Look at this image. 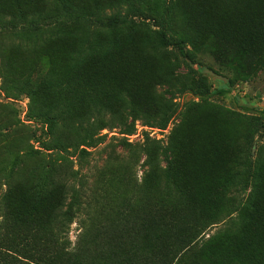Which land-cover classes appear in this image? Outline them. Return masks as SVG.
Wrapping results in <instances>:
<instances>
[{
	"label": "rangeland",
	"instance_id": "1",
	"mask_svg": "<svg viewBox=\"0 0 264 264\" xmlns=\"http://www.w3.org/2000/svg\"><path fill=\"white\" fill-rule=\"evenodd\" d=\"M261 12L0 0V264H109L127 239L139 263L264 264V40H244Z\"/></svg>",
	"mask_w": 264,
	"mask_h": 264
},
{
	"label": "trees",
	"instance_id": "2",
	"mask_svg": "<svg viewBox=\"0 0 264 264\" xmlns=\"http://www.w3.org/2000/svg\"><path fill=\"white\" fill-rule=\"evenodd\" d=\"M260 18L259 19H256L254 22H253V28H251L249 30V32L247 33V36H246V39L244 40H249L246 42V43H249V44H252L253 42H258L259 40H264V12H261L260 13ZM122 20H116V19H111L109 21V25L110 26H117V25H120L122 24ZM159 39H160V44L162 45V47H175L178 49V51L180 52L181 56L185 59V60H189V55L187 54V52L185 51V49L183 48V42L181 40H176V39H173V38H170L166 35L165 33V30L163 29L161 32H160V36H159ZM194 69L197 73L201 74V75H205L204 72L206 70H208L207 68L201 66V65H198V64H194ZM215 76H218L216 73H214ZM219 77V76H218ZM229 92V88H222L220 90H215L213 91L212 93L209 94V96H212V95H217V94H224V93H228ZM264 113V112H263ZM163 213H165L167 215L164 214L163 216ZM71 215H72V212H67L63 215V219H66V220H69L71 218ZM157 215H160V216H157L156 217V220H153L151 221L152 223H157V222H160L162 224H164V227L171 231L172 230V226L174 225H177V221H178V218H176L175 220H173V218L170 216L169 213L167 212H164V211H160ZM184 228H186V231L187 232H190L191 231V228H189V226H185ZM135 241H133L130 245L128 244V239L126 240V243L125 244H121L120 242H116L114 243V245H121L125 251V253H128V257L126 260H123V259H117V260H110L111 262H108V260H104L105 263H109V264H145V263H139V261L141 260L140 257L137 255V252L139 251V249H141V243L140 241L137 240V242L134 244ZM109 245H113L111 243H109L108 241H102L100 243H97L96 245V249H105L107 248ZM222 245V244H221ZM112 249H115V250H118L117 247L115 246H111ZM17 256L16 259H13L12 257V261H14L16 264H27V263H24L22 261H20L18 258H21V259H24V260H27L29 263L31 262H40L41 259L39 260H31V262L26 259V258H22L18 255H15ZM70 258V261L72 259L73 261V257H69ZM175 261V257H168V258H165L164 262H168V264H173ZM91 263L90 260L88 258H81L80 261H75L70 263V264H89ZM69 264V262H68ZM147 264H158V263H147Z\"/></svg>",
	"mask_w": 264,
	"mask_h": 264
}]
</instances>
